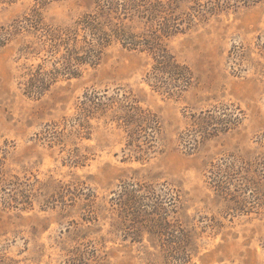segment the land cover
<instances>
[{
    "label": "rangeland",
    "instance_id": "374dc122",
    "mask_svg": "<svg viewBox=\"0 0 264 264\" xmlns=\"http://www.w3.org/2000/svg\"><path fill=\"white\" fill-rule=\"evenodd\" d=\"M102 1L0 0V24L38 6L45 24L69 25ZM159 1L203 6L166 41L192 75L179 93L155 87L150 53L113 43L32 96L22 64L50 70L54 58L21 55L26 32L0 48V264H181L159 255L149 215L131 206L146 186L195 231L184 264H264V0ZM130 105L158 119L153 140L130 142L113 119Z\"/></svg>",
    "mask_w": 264,
    "mask_h": 264
},
{
    "label": "trees",
    "instance_id": "16d2710c",
    "mask_svg": "<svg viewBox=\"0 0 264 264\" xmlns=\"http://www.w3.org/2000/svg\"><path fill=\"white\" fill-rule=\"evenodd\" d=\"M106 1V2H105ZM103 0L102 4L83 13L69 25L53 26L45 24L39 7L33 8L21 18L10 23L0 24V48L15 34L26 32L34 37L33 41L21 48V55L38 54L44 50L54 58V68L46 70L44 65L22 64L21 85L27 93L41 96L51 83L56 81V72L63 70L72 76L83 65H95L101 59L104 50L113 43L127 49H138L150 53L153 65L150 78L155 87L167 89L173 93L184 91L192 81L190 70L181 64L168 51L166 41L171 36L183 32L185 24L193 17L202 15L203 6L193 7V12H177L178 4H163L159 0ZM210 4H231L238 0H209ZM259 0H244V3ZM149 2V4H146ZM157 2V4H156ZM133 3V4H131ZM233 4V3H232ZM211 7V6H210ZM132 23L142 26L140 32L134 31ZM188 26V25H187ZM172 94V93H171ZM93 96H86L91 110L102 106ZM88 109V111H91ZM127 132L129 141H135L140 135L147 134L153 140L160 125L158 119L140 107L130 105L124 114L116 113L113 118ZM149 129V131H147ZM151 196L141 201L131 198V206L138 207L136 213L149 215L143 220V228L157 240L159 255L170 262L184 264L191 258L190 243L194 237L193 228H185L180 221L171 222L161 203V196L150 186H146ZM151 216V217H150Z\"/></svg>",
    "mask_w": 264,
    "mask_h": 264
}]
</instances>
